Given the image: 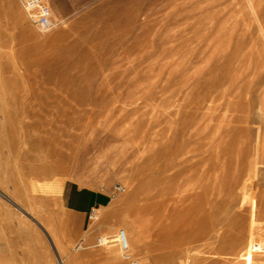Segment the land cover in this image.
Instances as JSON below:
<instances>
[{"label":"rangeland","instance_id":"obj_1","mask_svg":"<svg viewBox=\"0 0 264 264\" xmlns=\"http://www.w3.org/2000/svg\"><path fill=\"white\" fill-rule=\"evenodd\" d=\"M42 2L0 0V264H264V0Z\"/></svg>","mask_w":264,"mask_h":264},{"label":"bare ground","instance_id":"obj_2","mask_svg":"<svg viewBox=\"0 0 264 264\" xmlns=\"http://www.w3.org/2000/svg\"><path fill=\"white\" fill-rule=\"evenodd\" d=\"M52 22V29L55 28V23L53 21V19H51ZM51 29V30H52ZM50 30V31H51ZM49 32V31H48ZM47 33V32H45ZM209 222H205V223H200L199 225H197L195 228L198 230V235L197 238L202 239V238H206L208 237V235L212 232V230L214 229H207ZM218 225V224H217ZM219 228V227H218ZM88 229V228H87ZM222 229V228H221ZM89 233V232H88ZM222 233V231H221ZM212 234V233H211ZM107 235V233H106ZM215 236V235H214ZM222 237V236H221ZM196 238V240H197ZM213 238V237H212ZM218 238V237H216ZM215 238V239H216ZM214 239V238H213ZM100 246H105L106 247V255L110 258H122L124 261H131V264H143V262L139 259L137 260H133L131 256L132 255V251L134 249L137 248H141V244H142V239L140 236V233L137 229H133L130 225H127L126 223L123 224V227L121 230H118L117 233L115 235H109L106 237H102L100 239ZM203 240V239H202ZM205 240V239H204ZM194 241V240H193ZM192 242V241H191ZM218 242V240H217ZM194 243V242H193ZM207 243V242H206ZM212 243V242H211ZM200 244V243H199ZM197 244V245H199ZM203 244V243H202ZM208 244V243H207ZM215 245V244H214ZM174 247V246H173ZM203 247V246H202ZM206 247V246H204ZM211 247V244L210 246ZM198 248V247H197ZM196 248V249H197ZM195 249V248H194ZM195 249V250H196ZM203 249V248H202ZM205 251H207V249L205 248ZM134 252V251H133ZM199 252V251H198ZM194 253V252H193ZM204 253V252H201ZM200 254V253H199ZM200 256V255H199ZM134 257V256H133ZM203 258V255L200 256ZM201 258V259H202ZM200 259V258H198ZM181 260V259H180ZM58 264H62V260L58 257Z\"/></svg>","mask_w":264,"mask_h":264},{"label":"built area","instance_id":"obj_3","mask_svg":"<svg viewBox=\"0 0 264 264\" xmlns=\"http://www.w3.org/2000/svg\"><path fill=\"white\" fill-rule=\"evenodd\" d=\"M27 18L33 23L40 33L48 32L52 29L50 10L42 0H18ZM88 221L92 222L96 218V211L90 210ZM100 244V240H98Z\"/></svg>","mask_w":264,"mask_h":264},{"label":"crops","instance_id":"obj_4","mask_svg":"<svg viewBox=\"0 0 264 264\" xmlns=\"http://www.w3.org/2000/svg\"><path fill=\"white\" fill-rule=\"evenodd\" d=\"M109 199H111V196L108 195ZM103 197H100V196H89L86 200V204L82 207H77V208H74V207H68L67 208V211L68 213L72 214V215H77V216H80V217H83L86 215V217H88V213L90 212V210H95L96 213L99 212V205L103 204ZM86 213V214H85ZM88 219V218H87Z\"/></svg>","mask_w":264,"mask_h":264}]
</instances>
